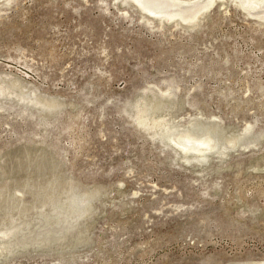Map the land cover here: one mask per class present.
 Segmentation results:
<instances>
[{
	"label": "rangeland",
	"instance_id": "374dc122",
	"mask_svg": "<svg viewBox=\"0 0 264 264\" xmlns=\"http://www.w3.org/2000/svg\"><path fill=\"white\" fill-rule=\"evenodd\" d=\"M232 2L0 0V264H264V21Z\"/></svg>",
	"mask_w": 264,
	"mask_h": 264
},
{
	"label": "bare ground",
	"instance_id": "6f19581e",
	"mask_svg": "<svg viewBox=\"0 0 264 264\" xmlns=\"http://www.w3.org/2000/svg\"><path fill=\"white\" fill-rule=\"evenodd\" d=\"M10 1L11 0H6V2H10ZM125 1L126 0H123V3ZM131 1L136 6H138L143 12L148 14V16L153 17V18L143 17L147 23H152L154 19H158L160 22H164V21L171 22L175 20L177 23L183 22V23L194 24L217 1L224 2L226 0H197V1L130 0V2ZM232 1H233L232 2L233 4H235L238 8L243 9L250 17H254L261 21H264V0H232ZM3 86H4L3 83H0V95L8 94L9 96L10 92L8 93V90L6 89V87H3ZM166 94H168V92H166L165 95ZM162 95L164 96V94ZM33 102L34 101H30V103H33ZM136 110H137V113H136V116L134 117V120L136 119L137 123L140 126H143L144 128L155 131V136H158L163 141H169L172 143L175 140V138L176 140H178L179 138L182 142V149L184 150V153L186 154L190 151H193V152L195 151L194 153L196 154L197 153L203 154L206 152L208 153L209 151L212 152L217 147L215 143H217L216 141L218 140L213 130H206L205 135L202 137H198L196 133H193L191 131H188L186 133L175 132L172 127H170L168 124H166L162 120H155L152 117L154 109L149 108V105L147 103L138 104L136 106ZM203 128L204 127H201V125L199 126L197 125L193 131L194 132L202 131ZM249 130L250 129L248 128L246 131H249ZM237 142H238V139H234L232 143L230 142L231 148L236 147ZM201 156H204V154ZM90 199H91L90 195H87V194L83 196H77V197L75 196L69 202L68 208L61 207L59 209L57 208L56 210L58 211L60 210L59 214H66L63 211L68 210L70 213L68 214L67 212V214L71 215L72 220H74L76 217L75 215H73V213L76 211V209L79 208V206L75 207L74 203L79 202L81 204H86L87 202L90 201ZM88 208L89 207H87V209L84 211L87 212ZM13 231L15 230H12L9 234H5V235H11V233H14Z\"/></svg>",
	"mask_w": 264,
	"mask_h": 264
}]
</instances>
